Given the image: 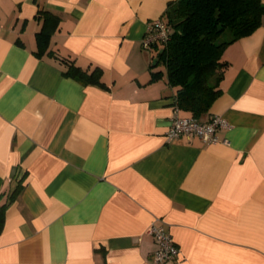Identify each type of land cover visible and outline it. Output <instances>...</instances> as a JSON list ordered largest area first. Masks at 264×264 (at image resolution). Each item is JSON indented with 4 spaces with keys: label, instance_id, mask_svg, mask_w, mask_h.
I'll return each mask as SVG.
<instances>
[{
    "label": "crops",
    "instance_id": "0c3cea01",
    "mask_svg": "<svg viewBox=\"0 0 264 264\" xmlns=\"http://www.w3.org/2000/svg\"><path fill=\"white\" fill-rule=\"evenodd\" d=\"M175 1L0 0V204L21 185L0 264H152L157 218L176 264H264V24L224 48L221 94L198 118L230 127L168 142L176 88L142 42ZM40 11L56 22L38 56Z\"/></svg>",
    "mask_w": 264,
    "mask_h": 264
},
{
    "label": "trees",
    "instance_id": "16d2710c",
    "mask_svg": "<svg viewBox=\"0 0 264 264\" xmlns=\"http://www.w3.org/2000/svg\"><path fill=\"white\" fill-rule=\"evenodd\" d=\"M40 14L44 20L37 36L38 56L48 46L47 22H56L49 12L40 11ZM162 20L170 28V38L157 49L158 62L166 69L168 84L176 88L175 107L198 119L221 94L219 85L226 67L222 61L224 48L264 24V0H177L168 5ZM226 32L228 39L218 42ZM101 73L99 68L87 72L67 63L64 75L83 84L103 86ZM160 74L153 73L151 81ZM20 188L19 184L7 202L0 204V233L5 208Z\"/></svg>",
    "mask_w": 264,
    "mask_h": 264
},
{
    "label": "built area",
    "instance_id": "2783aa9c",
    "mask_svg": "<svg viewBox=\"0 0 264 264\" xmlns=\"http://www.w3.org/2000/svg\"><path fill=\"white\" fill-rule=\"evenodd\" d=\"M169 38L170 28L160 18L148 25L142 45L147 50L153 47L157 48L166 44ZM178 110L177 108L175 109L170 127L166 133L168 142L177 137L185 136L187 139L196 137L203 143L212 144L218 141L215 137L217 130L230 127L228 121L222 116H211L207 122L202 123L192 117L179 116ZM147 234L156 245L151 258L152 264H176L180 255L178 244L158 218L149 225Z\"/></svg>",
    "mask_w": 264,
    "mask_h": 264
},
{
    "label": "rangeland",
    "instance_id": "374dc122",
    "mask_svg": "<svg viewBox=\"0 0 264 264\" xmlns=\"http://www.w3.org/2000/svg\"><path fill=\"white\" fill-rule=\"evenodd\" d=\"M228 37H229V33L228 32H226L219 40H218V42H222V41H225L226 39H228Z\"/></svg>",
    "mask_w": 264,
    "mask_h": 264
},
{
    "label": "water",
    "instance_id": "95a60500",
    "mask_svg": "<svg viewBox=\"0 0 264 264\" xmlns=\"http://www.w3.org/2000/svg\"><path fill=\"white\" fill-rule=\"evenodd\" d=\"M160 53H162V50H160Z\"/></svg>",
    "mask_w": 264,
    "mask_h": 264
}]
</instances>
